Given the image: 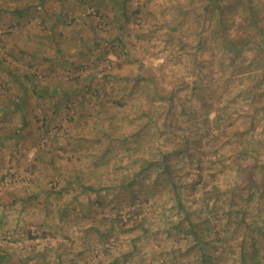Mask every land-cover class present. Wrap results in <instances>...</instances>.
I'll return each mask as SVG.
<instances>
[{
  "label": "rangeland",
  "instance_id": "rangeland-1",
  "mask_svg": "<svg viewBox=\"0 0 264 264\" xmlns=\"http://www.w3.org/2000/svg\"><path fill=\"white\" fill-rule=\"evenodd\" d=\"M0 257L264 264V0H0Z\"/></svg>",
  "mask_w": 264,
  "mask_h": 264
},
{
  "label": "trees",
  "instance_id": "trees-1",
  "mask_svg": "<svg viewBox=\"0 0 264 264\" xmlns=\"http://www.w3.org/2000/svg\"><path fill=\"white\" fill-rule=\"evenodd\" d=\"M25 77H28L25 75ZM22 98V96H19L15 99L14 101V110H16L17 112L20 113V119H21V125L20 127H18V129L15 130L14 134L18 135L19 131L23 128H25V126L27 125V118L25 117V114H24V107L23 105L20 103V99ZM246 152V151H245ZM163 169H160L159 171H162ZM136 210H139V209H136ZM134 211L135 214H139V211ZM42 237H45L47 236L46 233H42V235H40ZM3 258V257H0V259Z\"/></svg>",
  "mask_w": 264,
  "mask_h": 264
},
{
  "label": "crops",
  "instance_id": "crops-1",
  "mask_svg": "<svg viewBox=\"0 0 264 264\" xmlns=\"http://www.w3.org/2000/svg\"><path fill=\"white\" fill-rule=\"evenodd\" d=\"M20 94V93H19ZM14 99V98H13ZM11 100V103H13V106H14V101H15V99H16V96H15V99L14 100ZM10 109V108H9ZM12 110H14V108L12 109ZM14 111H16V110H14ZM21 120V119H20ZM20 127V126H19ZM14 132H15V130H14ZM15 136H19V135H16V134H14Z\"/></svg>",
  "mask_w": 264,
  "mask_h": 264
}]
</instances>
